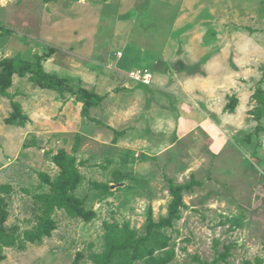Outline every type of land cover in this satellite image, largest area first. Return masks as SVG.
Here are the masks:
<instances>
[{"label": "rangeland", "instance_id": "obj_1", "mask_svg": "<svg viewBox=\"0 0 264 264\" xmlns=\"http://www.w3.org/2000/svg\"><path fill=\"white\" fill-rule=\"evenodd\" d=\"M121 5L0 0V264H264V0Z\"/></svg>", "mask_w": 264, "mask_h": 264}, {"label": "trees", "instance_id": "obj_2", "mask_svg": "<svg viewBox=\"0 0 264 264\" xmlns=\"http://www.w3.org/2000/svg\"><path fill=\"white\" fill-rule=\"evenodd\" d=\"M37 83L47 89H51L53 91H56L58 93H63L66 90V86H64V83H61L53 76L49 75H40L37 79ZM57 165L62 169V175L59 178V183L57 184V187L55 188V193L52 196H49L46 198L47 205H46V216L43 218L42 221L43 224H41L37 228V233L36 235H30L29 241H34L36 240V236L39 234H42L43 232L46 231V223L49 220V215L54 207H61L65 204V198L63 196V192L65 191L66 186L72 182L73 180V175L71 171V167L69 166V163H62L58 162ZM171 208H174L178 203H179V191L171 188ZM149 219V223H150ZM38 239V238H37Z\"/></svg>", "mask_w": 264, "mask_h": 264}, {"label": "built area", "instance_id": "obj_3", "mask_svg": "<svg viewBox=\"0 0 264 264\" xmlns=\"http://www.w3.org/2000/svg\"><path fill=\"white\" fill-rule=\"evenodd\" d=\"M128 77L142 84H148L150 81V74L141 70H131Z\"/></svg>", "mask_w": 264, "mask_h": 264}, {"label": "crops", "instance_id": "obj_4", "mask_svg": "<svg viewBox=\"0 0 264 264\" xmlns=\"http://www.w3.org/2000/svg\"><path fill=\"white\" fill-rule=\"evenodd\" d=\"M121 3H122V5L120 6V7H124L125 8V6H124V0H121ZM127 5V4H126Z\"/></svg>", "mask_w": 264, "mask_h": 264}]
</instances>
